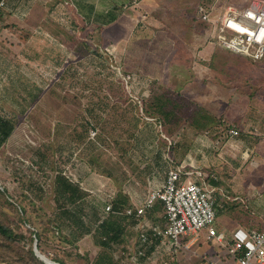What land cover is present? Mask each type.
<instances>
[{"label":"rangeland","instance_id":"1","mask_svg":"<svg viewBox=\"0 0 264 264\" xmlns=\"http://www.w3.org/2000/svg\"><path fill=\"white\" fill-rule=\"evenodd\" d=\"M9 2L0 14V116L15 128L0 147V224L14 235L0 234V264H36L35 244L52 261L92 264L101 248L94 235L74 241L80 232L67 211L93 228L109 219L106 207L117 197L100 188V177H117L118 188L133 177L143 184L190 160L216 172L210 133L225 121H251V112L264 120V63L220 54L213 30L196 19L199 0H23L13 12ZM162 101L174 117L163 115ZM199 109L215 114L221 129L191 130L187 121ZM248 136L239 138V156ZM241 161L247 171L251 158ZM228 172L226 192L250 198L251 177ZM64 181L83 198L72 202ZM259 192L249 203L256 219L264 217ZM204 233L169 261L134 258L126 239L112 256L117 264H208L218 247Z\"/></svg>","mask_w":264,"mask_h":264},{"label":"built area","instance_id":"2","mask_svg":"<svg viewBox=\"0 0 264 264\" xmlns=\"http://www.w3.org/2000/svg\"><path fill=\"white\" fill-rule=\"evenodd\" d=\"M9 1L0 0V14ZM196 18L212 27L214 38L224 49L254 61L264 58V0H199ZM227 130L231 137L240 135L233 126ZM217 193L216 188L206 184L201 172L171 164L163 185L149 191L144 202L125 211L127 216L138 220L134 258H141L155 240L174 256L199 241L200 234L205 232L207 240L216 242L218 247L208 264H264V230L237 228L230 239L218 229ZM111 196L114 199L115 195ZM111 203L106 207L107 213L112 210ZM157 203L163 208V227L146 218Z\"/></svg>","mask_w":264,"mask_h":264},{"label":"crops","instance_id":"3","mask_svg":"<svg viewBox=\"0 0 264 264\" xmlns=\"http://www.w3.org/2000/svg\"><path fill=\"white\" fill-rule=\"evenodd\" d=\"M110 17L112 19H115V16L113 15H110ZM254 115L251 112V121L249 119L244 120L243 122H239L235 120L236 122L229 123V125L233 126L234 128L240 131V135L238 137H231L227 132L228 137L226 139H224L223 137L222 141H218V140L213 141L216 147L214 149L217 150L218 156L220 158L217 161L215 169L213 168V170L216 172L213 171L211 173L203 172L202 169L204 168L202 167V165L198 162L197 163L195 161L193 162V160H190V162L185 161L183 162L184 164H181L186 167L187 171L201 172L203 174L206 184H209L210 186L218 190V193L216 195V199H217L216 206L218 210L216 223L218 229L220 231H223L224 233L231 232L237 228H245L247 230H264V219H263L264 217L259 219L254 218L253 216L254 214L252 210L250 211V207H249V203H252L253 198L261 193L259 191L264 190V120L262 118L261 121L258 122V120L255 119ZM225 123L228 124L227 121H225ZM231 126H229L228 128H230ZM244 132L251 133V136H248V141L250 144L248 145L249 147H245L247 153L246 154L243 153L241 154V156H239L238 152H240L242 150L240 148L244 146L243 145L241 146L240 143L238 142H239V138L242 136V133ZM248 158H251V167H249L248 170L245 171L246 168L245 163L242 162L241 159L245 160ZM233 160H235L234 162L235 165L229 163ZM233 167H235L236 171L242 173L241 174L242 177L245 176L251 177V182H253L254 186H251L250 189H248L250 185L247 187V191L250 190V192L248 193L250 198L231 196L226 192V189L223 187L222 180L230 177L228 169H232ZM166 176L162 179H159V177L158 178L153 177V173L152 175L150 174L146 175L145 179L144 178L142 179L143 184L142 182H136L137 180L135 181L134 177L131 179H125L121 181L122 187L119 188L116 187L117 177L116 178L107 177L106 178L107 180L106 179L101 180L100 177L99 183L101 184L100 188L104 187V190H107L110 196L115 195V197H117L119 192H121L122 195L129 198L128 206L131 207L134 205H139L142 202H144L146 195L148 194L149 191L161 187L166 179ZM210 177H212V179H210ZM91 179L92 177L81 178V180L84 181L86 184L90 183ZM231 179H234V177H231ZM109 181H114V184H111ZM88 186H90V184H88ZM257 186H260L259 188L260 190H258ZM87 190L89 192H92L91 189H87ZM222 195H225L226 197H230L231 199L238 198V201L241 204L236 205L237 201H229L225 196ZM242 201H244V203ZM159 210L160 209L157 210L156 207H154L153 210L147 213L146 218L149 220L150 223L163 227L165 222ZM248 213L251 214L249 215ZM221 215L224 218L222 222L218 221ZM134 219L136 220V218ZM138 234L139 231L137 230L136 224L128 225V231L125 239L128 240V242L132 246V249L134 248L135 251L138 246L136 242L138 238ZM204 234L206 235V233ZM201 240L202 239L200 238L199 241L201 242ZM204 240H207V236L206 238H203V241ZM194 244H192L187 249L181 250V252L183 251L185 252V250H191ZM149 249L151 255H147ZM164 250L165 249L161 246L160 242L158 240H155L149 245L147 249H145L144 255L141 256V258L139 259L152 260V261L160 260L161 262L165 260L169 261L170 257L173 255H170L168 252ZM213 251L215 252V250ZM193 252L194 254L197 253L195 250Z\"/></svg>","mask_w":264,"mask_h":264},{"label":"trees","instance_id":"4","mask_svg":"<svg viewBox=\"0 0 264 264\" xmlns=\"http://www.w3.org/2000/svg\"><path fill=\"white\" fill-rule=\"evenodd\" d=\"M12 1H14V3L12 4V8L10 10H12V12H13V10L17 9L16 6L18 4H20L21 2H23V0H12ZM27 1H29V0H27ZM9 3L7 5V9L10 8ZM199 23H200V26H204L206 28H209L212 31V27L209 24L202 22L200 20H199ZM2 33L3 32H1L0 36L2 35ZM211 42L214 43L213 46L215 45L216 50H220V52L218 51L220 54H221V51H223V52L225 51L224 53H226V52L228 54L230 53V54L238 57V59H240V60H246V61L248 60V62L250 61L253 66H261V64L264 63V58H262L261 60H258V61H254L247 56H243L240 54L233 53L229 50L224 49L223 47L221 48L217 39L214 37H212ZM224 53L221 56H223ZM214 55L212 57H214ZM240 79L242 80L243 78H240ZM262 84H264V77L262 78ZM242 90L247 95H249V97L251 96V98L253 100L255 99L256 96L250 92L251 90L249 91L246 88H243ZM163 105H164V102L162 101L160 106L162 107ZM162 112H163V115L166 117H174V115H175L171 111L164 110V108H163ZM195 114H196L195 117H193L191 115V118L189 119V121H187V126L189 125L190 129L194 130L196 133L202 135L207 131H213V129H211L212 127L220 128L217 125V122L219 119L216 117L215 114L211 113L210 111H208V110L205 111L203 109L202 110L199 109L195 112ZM172 122H175V119H172ZM229 126H230L229 124H226V123L223 124V126L221 127L222 130L219 132V134L214 136L213 134L210 133V136L212 137V139L214 141L215 140L222 141L223 137H224V139H226L228 137L227 136L228 135L227 129ZM14 128H15L14 124L11 120H7V119L3 118L2 116H0V147L12 135ZM167 173H168V171H167ZM210 179H212V177H210ZM62 184H63V187L65 188L63 192H65V193L71 192L72 202L75 201V197H79V198L82 197L83 198L82 194L84 192H82V190L78 186L73 187V185L69 184L67 181H64ZM112 203H113V206H112V210L110 212L109 219L106 222H104L102 225H98L96 228L88 226L85 223V221H83L80 217L77 218L76 213L67 211V214L72 213L73 218L71 220H73L74 226L78 225V230L80 232V233L74 235L75 236L74 241L78 242L82 238H84V236L94 235L95 245L97 247L101 248V252L94 258V260H92V262H93L92 264H117L115 262V260L113 259V256H112L113 247L116 244H119L125 240V237H126L127 231H128V225H131V224H136V226L138 225V220L136 221L134 219L135 217H128L125 214L126 209L129 207L128 206V198L126 196L122 195V193L119 192L117 198H115V200ZM161 206L162 205L160 203H157L155 207L158 210V209H160ZM95 217L97 218V216H95ZM0 234L3 236H6L7 238H12L14 235L12 230H10L9 228H7L1 224H0ZM69 240H71V239H69ZM34 253L32 251H30V255L36 264H46L42 259H40V257H38L36 255V253L35 254ZM53 260H54V262L59 263V264H67L65 261H60V260H55V259H53Z\"/></svg>","mask_w":264,"mask_h":264},{"label":"water","instance_id":"5","mask_svg":"<svg viewBox=\"0 0 264 264\" xmlns=\"http://www.w3.org/2000/svg\"><path fill=\"white\" fill-rule=\"evenodd\" d=\"M34 251H35L36 255H37L38 257H40V258H41L46 264H59V263H56V262H54V261H51V260L48 259L46 256L42 255V254L39 252V250H38L36 244H35V246H34Z\"/></svg>","mask_w":264,"mask_h":264},{"label":"bare ground","instance_id":"6","mask_svg":"<svg viewBox=\"0 0 264 264\" xmlns=\"http://www.w3.org/2000/svg\"><path fill=\"white\" fill-rule=\"evenodd\" d=\"M41 259V258H40ZM49 259V258H48ZM52 261V260H51Z\"/></svg>","mask_w":264,"mask_h":264}]
</instances>
